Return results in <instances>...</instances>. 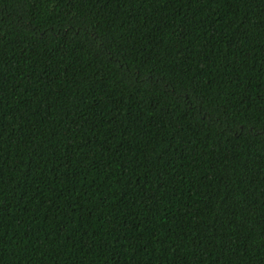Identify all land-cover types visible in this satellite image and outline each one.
Listing matches in <instances>:
<instances>
[{
    "label": "trees",
    "instance_id": "16d2710c",
    "mask_svg": "<svg viewBox=\"0 0 264 264\" xmlns=\"http://www.w3.org/2000/svg\"><path fill=\"white\" fill-rule=\"evenodd\" d=\"M0 264H264V0H0Z\"/></svg>",
    "mask_w": 264,
    "mask_h": 264
}]
</instances>
